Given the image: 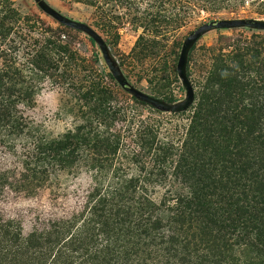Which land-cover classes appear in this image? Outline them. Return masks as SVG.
<instances>
[{
    "label": "trees",
    "instance_id": "16d2710c",
    "mask_svg": "<svg viewBox=\"0 0 264 264\" xmlns=\"http://www.w3.org/2000/svg\"><path fill=\"white\" fill-rule=\"evenodd\" d=\"M76 1L103 29L104 0ZM114 1L135 11L142 33L125 58L141 63L172 36L181 46L176 32L199 11L251 1L264 12V0ZM72 30L0 0V149L12 161L0 166V195L88 179L80 209L27 235L0 213V264H264V36L213 52L193 103L171 112L186 124L163 137L162 110L128 96ZM45 86L73 120L56 136L29 114Z\"/></svg>",
    "mask_w": 264,
    "mask_h": 264
},
{
    "label": "rangeland",
    "instance_id": "374dc122",
    "mask_svg": "<svg viewBox=\"0 0 264 264\" xmlns=\"http://www.w3.org/2000/svg\"><path fill=\"white\" fill-rule=\"evenodd\" d=\"M12 1L25 14H38L53 26L60 24L56 18L41 8L38 0ZM41 1L66 17L89 24L103 39L107 54L115 69L135 88L173 106L183 102L186 87L177 75L176 70L181 46L176 44L174 50H172L170 44L174 38L173 36L168 42L158 45L156 55L152 60L141 63L131 57L125 58L138 35L142 33V28L131 24V17L135 14L133 9L129 11V15H123L121 5L114 0H104L102 5L104 28L102 29L94 24L93 8L83 2L76 0ZM138 1L140 4L141 0ZM133 2L136 3L137 1L134 0ZM145 5L146 0L142 2L139 10H142ZM132 7H135V5L132 4ZM120 16H123L121 22L115 18ZM218 18H257L264 20V12L251 1H247L242 5L228 6L217 11H199L176 32L177 40L182 45L190 31L206 21ZM110 24L119 28L117 35H115V30L109 27ZM252 34L264 36V29L248 26L214 28L204 32L193 42L187 52L184 71L194 89V93L197 81L205 75L210 66L213 52L220 49L226 50L230 48L229 45L233 39L250 37ZM89 39H92L93 42H90ZM71 40L73 46L80 48L82 53L88 57H91L93 52H97L100 66L112 74L99 43L88 33L73 28ZM121 60H123V64L120 66L119 62ZM113 78L120 86L117 79L114 76ZM126 94L128 96L132 95L130 92ZM60 99V90L45 86L37 95L36 105L29 111L31 118L53 136L62 133L73 124L71 115H69L67 108ZM169 99L172 101L169 102ZM138 107L144 114H149L147 112L150 108L148 105ZM171 112L161 111L153 114L164 120L160 136L167 135V130H171V127L173 128L175 124H186L187 122L186 115L174 116ZM9 163H12L11 159L0 149V166ZM87 185L88 179L86 176L80 175L75 178H60L52 185L40 188L33 195L6 189L0 195V213L5 217L17 220L23 235H27L31 230L42 226L49 219L66 217L80 209Z\"/></svg>",
    "mask_w": 264,
    "mask_h": 264
},
{
    "label": "water",
    "instance_id": "95a60500",
    "mask_svg": "<svg viewBox=\"0 0 264 264\" xmlns=\"http://www.w3.org/2000/svg\"><path fill=\"white\" fill-rule=\"evenodd\" d=\"M38 3L45 12L52 15L60 23L69 26L71 28L82 30L88 33L95 41L99 43L101 50L106 60L108 61L109 67L111 68V72L113 76L117 79L120 86L125 91L130 92L136 98L144 100L150 105L162 111H172V112L182 111L188 108L190 104L193 102L194 89L184 71V67L186 63L188 49L200 35H202L204 32L210 29L230 28L235 26H248V27L264 29V20L257 18H218V19H211L209 21H206L201 25L197 26L196 28H194L192 31H190L181 45L180 53L176 64L177 75L179 76L180 80L183 82L184 86L186 87V95L182 103L173 106L171 104H167L166 102H163L155 97L148 95L147 93L135 88L132 84H130L119 73V71L115 69L113 63L109 59L103 39L95 32V30L89 24L62 15L57 10L48 6L45 2L41 0H38Z\"/></svg>",
    "mask_w": 264,
    "mask_h": 264
}]
</instances>
